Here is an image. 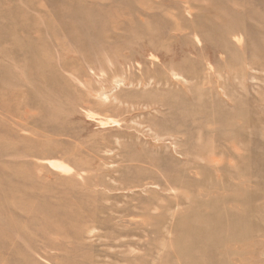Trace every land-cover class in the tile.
<instances>
[{
	"label": "rangeland",
	"instance_id": "374dc122",
	"mask_svg": "<svg viewBox=\"0 0 264 264\" xmlns=\"http://www.w3.org/2000/svg\"><path fill=\"white\" fill-rule=\"evenodd\" d=\"M0 264H264V0H0Z\"/></svg>",
	"mask_w": 264,
	"mask_h": 264
}]
</instances>
